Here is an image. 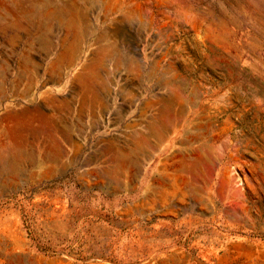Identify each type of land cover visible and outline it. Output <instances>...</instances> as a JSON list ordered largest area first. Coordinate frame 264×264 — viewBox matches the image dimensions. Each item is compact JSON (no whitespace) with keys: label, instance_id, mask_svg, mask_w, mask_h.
Segmentation results:
<instances>
[{"label":"rangeland","instance_id":"rangeland-1","mask_svg":"<svg viewBox=\"0 0 264 264\" xmlns=\"http://www.w3.org/2000/svg\"><path fill=\"white\" fill-rule=\"evenodd\" d=\"M0 264H264V0H0Z\"/></svg>","mask_w":264,"mask_h":264}]
</instances>
